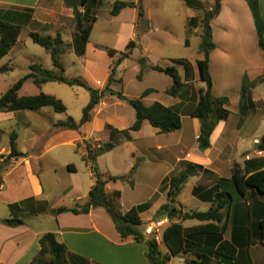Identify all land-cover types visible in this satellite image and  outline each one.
Masks as SVG:
<instances>
[{"label": "crops", "instance_id": "1", "mask_svg": "<svg viewBox=\"0 0 264 264\" xmlns=\"http://www.w3.org/2000/svg\"><path fill=\"white\" fill-rule=\"evenodd\" d=\"M103 1L99 0L101 4ZM108 1L114 6L118 1L139 3L140 0ZM149 1H142V17L138 8L131 7L125 8L117 16H112L111 10L110 15L121 25H128L133 32V38H135L134 33L138 37L153 27L152 14L150 8H148ZM259 2L262 16L264 17V0H259ZM183 3L186 6V0H183ZM99 8L94 13L96 21L92 24V30L98 20ZM5 10H33L32 20L27 25L32 28V32H37L35 29H41L45 32L54 31L56 36L61 34L63 30L68 29L76 36L77 48L81 47L80 35L75 27V3L73 4V2L67 4L66 0H0V11ZM78 11L80 14H84L85 7L78 6ZM188 22L189 19L186 22L187 31ZM165 23L169 24L168 20H165ZM211 26L216 46L210 54V73L213 81L212 93L214 97H226L230 100L228 108L231 111V115L228 120L221 121L213 132L211 149L207 152L200 151L198 137L201 132V123L198 119L189 115L198 104L199 95L195 94L194 89L192 91L189 89L191 76L184 69L185 74L180 73L184 85L177 90H172L173 87L168 89L166 94L169 99L160 102L167 107H175L180 111L182 128L170 133L171 136L169 138L173 140L171 145L157 149L164 151L166 155H170L175 159L174 167L176 170L173 171L177 173L173 176H177L182 172L187 164L203 167L201 173L188 180L184 190L189 188L188 193L191 195L189 202L196 209L203 208L208 210L212 207V203L196 196L194 190H199V194L203 195L215 187L220 179H230L234 164H239L248 175L264 169V152L261 151L260 153L256 148L257 141H260L264 135V83L261 81L264 76V51L259 47L254 18L248 4L244 0H224L220 14L212 21ZM196 32L199 36L201 35L200 30ZM19 41L20 38L8 56L16 49ZM131 41L134 40L131 39L129 42ZM186 41H189L190 46V40L187 38ZM89 45L90 40L85 44L82 54L77 56L83 60L85 59L86 65ZM111 58L114 61L117 60L116 57ZM181 59L186 60L184 58L175 60ZM199 60L201 59L197 61ZM113 65L109 69V76ZM244 87L247 88V98L245 99L242 97V89ZM155 102L158 101H152L149 105L145 102V104L151 106ZM11 114L17 116L18 113ZM97 124L101 125V122H97ZM27 125H30V122ZM188 135L193 137L191 146L188 143ZM78 138H74V142ZM248 145H250V148H248ZM19 150L25 156L12 159L8 166L9 168H6L2 173L0 202L6 204L11 212L13 211V216L20 217L22 214L28 213V217L31 220L23 219L24 225L14 228L0 223V230H2V233H0V264H30L40 251V238L49 232L56 234L57 240L64 244L70 253L84 257L90 264H109L108 261L97 259L90 254L95 248L98 251H105L108 257H117V264H150L147 257V243H138L133 237L123 239L117 231L112 218L103 208L94 209L87 215H75L73 213H64L57 217L52 215L57 227L55 230L48 232L40 228V226L31 225L32 222L40 217L41 211H43L41 210L42 206L47 202L42 177L34 168L37 167L35 163L45 153L38 157H31L27 156L28 152L26 153L20 148ZM10 153L11 140L7 147H0V164L3 162L1 157L4 155L8 156ZM69 165L75 167V172H71L68 169ZM61 169L63 172L68 173L77 172L76 166L72 163L62 165ZM56 174H58V171H56ZM171 174L172 172H168L162 177L160 183L161 191L164 187V181L172 177ZM110 183L116 184L117 182ZM110 183L107 185L108 190H116L114 186H110ZM93 185L94 182L92 183ZM67 192L65 191V193ZM183 192L178 198V209L183 212H202L189 209L186 206V202H182L181 196ZM163 195L165 197L164 202L156 209V212H153L156 215L160 208L168 202L167 192L163 191ZM29 199H31V202L26 205H22L20 208L13 207V205H20ZM123 211L126 212L128 210ZM150 212L148 211L141 215L144 225L152 219L148 218ZM224 214V223L218 226L220 228L224 227V239L234 242L238 248V264H249L247 253L251 264H264V243L260 241L258 230L259 224L264 221V196L252 190L243 199L235 195L234 204L230 205L224 211ZM190 221L196 220H179L185 228L202 227L210 224L199 221H197L198 224H190ZM170 224L171 222L169 221L167 226ZM109 248H112L111 253L108 250ZM163 251L166 253L167 249L165 248ZM187 259L184 258V264H187ZM173 261L174 258L169 264H173Z\"/></svg>", "mask_w": 264, "mask_h": 264}, {"label": "rangeland", "instance_id": "2", "mask_svg": "<svg viewBox=\"0 0 264 264\" xmlns=\"http://www.w3.org/2000/svg\"><path fill=\"white\" fill-rule=\"evenodd\" d=\"M212 3L213 0H205V10H210ZM112 8L113 4L108 0H104L100 5L98 20L94 24L88 46L87 65L85 59L77 57L85 48L81 37L79 38L81 47L77 48L74 33L72 34L68 29L61 32L67 45L66 54L61 57V63L65 69L64 76L81 79L94 89L104 90L109 77V69L117 62L110 57L108 49L124 52L128 42L132 39L137 43V47L130 58L118 67L115 82L111 86L112 91L121 92L124 98L136 99L140 98L145 90L154 89L156 92L144 100L146 104L149 105L152 101H165L169 99L166 91L174 87L173 79L169 75L151 69L143 70L140 61L146 58L149 66L163 68L175 66L180 73L185 74V68L173 62L175 59L184 58L190 69L191 86L189 89L191 91L194 89L195 94L199 95L198 88L201 83L198 78L197 60L203 59V55L200 52L202 39L196 31L202 32V30L201 28H190L189 22L194 15L199 19L203 18L204 12L188 9L183 0H150L148 8L152 14L153 27L138 37L134 33L135 38H133L130 27L121 25L110 15ZM165 20H168L169 24H166ZM35 30L41 35L55 37L54 31ZM32 31V28L25 26L16 49L0 62V66L9 64L13 67V70L8 73H0V97L19 79L31 72V65H40L44 69L57 72L51 55L30 38L29 34ZM187 38L190 40L189 47L185 46ZM119 57L120 55H117L116 59ZM42 93L62 100L67 107V112L55 113L50 107L39 111H23L17 116L0 112V143L1 146L7 147L11 134L16 132L19 137L17 144L21 150L28 152L27 156L38 157L45 153L35 163L37 167L34 168L42 177L47 202L42 206L43 211L40 217L31 225L40 226L48 232L57 227L51 210L62 207L72 208L87 202L95 179L90 164L84 160L82 154L86 146L91 145L97 148L98 145L108 143L110 134L107 126L111 125L119 130H125L136 121V112L126 100L107 91L94 110L91 123L83 126L80 131L64 130L56 127V124L66 122L69 118L79 123L91 99L89 91L79 86L70 87L60 81L38 87L32 80H28L20 91V96H36ZM28 122L30 125H27ZM97 122H101V125ZM170 136V133H160L159 130L145 122L140 132L132 133L130 141L121 139L113 151L102 155L97 160V165L106 179L111 178L110 176L129 175L131 170L137 167L133 177L116 184L110 183V186H114L122 193L123 210H130L135 206L151 202L149 210L151 212L148 218L152 219L149 222L155 223L160 220V217L153 212H156L165 200L163 191L160 190L162 177L168 172H172L171 176L177 173L173 171L176 170L175 159L166 155L164 151L157 150L173 143ZM76 137L79 138L74 142ZM188 143L189 146L193 144L192 135H188ZM3 157L7 156L4 155L1 158ZM69 163L76 166V173L63 172L62 165ZM188 189H185L181 196L182 202H186L189 209L206 212L208 209H196L189 202L191 195ZM65 191L71 192L67 194L68 192L65 193ZM12 212L6 204L0 202V220L16 216H13ZM17 217L27 221L31 220L28 213ZM191 223L198 224L197 221H190ZM159 244L161 249L165 250L162 242ZM108 250L111 253L112 248ZM90 254L97 259L108 261L109 264L118 263L117 257H108L105 251H98L96 248ZM184 258L182 256L174 258L173 264H184Z\"/></svg>", "mask_w": 264, "mask_h": 264}, {"label": "trees", "instance_id": "3", "mask_svg": "<svg viewBox=\"0 0 264 264\" xmlns=\"http://www.w3.org/2000/svg\"><path fill=\"white\" fill-rule=\"evenodd\" d=\"M142 1L139 3L132 2H116L111 11L112 16H117L125 8H138L140 16H143ZM224 0H213L210 10H205L203 0H186V6L195 11H203V18L193 17L190 19L189 27L192 29L201 28V49L200 52L204 58L197 61L199 72L200 86L199 102L189 113L192 118L198 119L201 123V132L198 137L199 149L207 152L211 149V137L216 127L221 121H226L231 115L228 106L230 100L226 97L217 98L213 96V81L210 73V54L216 48L213 40V30L211 23L220 14L222 2ZM254 18L259 47L264 51V17L262 16L259 0H244ZM75 3V27L84 44L88 43L92 33V24L96 21L95 10L99 8L101 2L99 0H82L72 1L66 0L69 4ZM78 6L85 7V13L80 14ZM33 17V10L17 11L5 10L0 11V62L6 58L11 50L16 46L22 29L27 26ZM33 42L46 50L51 55L53 65L57 70L44 69L40 65H31V72L19 79L5 94L0 97V112L2 113H19L23 111H39L43 108L50 107L55 113H66L67 107L62 100L55 96L47 94H39L36 96H20L24 84L28 80H32L34 84L41 87L44 84L52 82H62L70 87L79 86L87 89L91 99L89 104L83 111V117L79 123L73 118H69L66 122H59L56 127L64 130L80 131L83 126L92 122V114L101 100L105 97L107 91L112 95L126 100V102L135 110L136 121L128 129L119 130L111 125L107 126L110 134V141L97 148L87 145L83 154L84 160L90 164L94 185L88 194L87 202L83 205H76L72 208L62 207L53 209L51 214L59 216L64 213H73L75 215H87L92 210L103 208L112 218L114 225L123 239L133 237L136 242H146L148 245V254L150 264H169L173 258L178 256H188L187 264H238L239 251L234 242L225 240L224 227L218 225L224 223V211L235 202V195L241 199L246 197L249 191H255L264 196V169L248 175L239 164L232 167V177L230 179H220L215 187L200 195L199 190H194V194L204 201L212 203V207L206 212H183L178 209V198L182 194L188 180L203 171V167L199 165L187 164L185 169L177 176H172L164 181L162 191L167 192L168 202L164 204L159 212L158 217L168 219L171 224L166 227L162 235V244L167 249L165 253L160 244L147 237L144 233V222L141 215L148 212L151 208V202L124 212L121 206L122 193L119 190L109 191L107 185L110 182H118L133 177L137 167H134L129 175L114 176L105 178L100 171L97 160L104 154L113 151L120 143L121 139L130 141L132 133L140 132L145 122L158 129L161 133H172L182 128V116L180 111L175 107H167L160 102H155L151 106H147L144 98L154 93V89H147L140 98L127 99L121 92H114L111 86L115 82V74L118 67L130 58L133 50L137 47L134 41L128 43L124 52H118L114 49H108L111 57L120 55L117 62L111 68L110 76L106 88L102 91L92 88L87 82L78 78H67L64 76V66L61 63V57L66 54L67 45L61 34L53 36H44L38 32L29 34ZM189 46V41H186ZM177 65H182L186 73H189V66L186 60H174ZM142 69H151L160 73L169 75L174 82L172 90L181 88L183 79L179 70L175 66L163 68L160 66H149L147 59L140 61ZM13 70L9 64L0 67V73H8ZM62 78V80H60ZM264 83V76L261 79ZM242 97L247 98V88L242 89ZM18 134H11V153L7 157H3L0 164V184L2 182V173L10 165L12 159L24 157L17 144ZM258 151L264 152V135L256 145ZM68 169L75 172V167L69 165ZM31 202V199L24 201L20 205L13 207L20 208ZM181 221L196 220L199 222L210 223L207 226L185 228ZM0 223L8 227H18L24 225V220L18 217L0 220ZM260 241L264 243V221L259 226ZM40 251L30 264H90L87 259L82 256L70 253L67 247L57 240L56 234L46 233L40 240ZM249 264H251L247 253Z\"/></svg>", "mask_w": 264, "mask_h": 264}, {"label": "built area", "instance_id": "4", "mask_svg": "<svg viewBox=\"0 0 264 264\" xmlns=\"http://www.w3.org/2000/svg\"><path fill=\"white\" fill-rule=\"evenodd\" d=\"M259 141H257V144ZM261 153V151H260ZM169 224V220L166 218L160 219L157 222H149L144 225V233L147 237H151L158 243L162 240V235L164 230L166 229L167 225Z\"/></svg>", "mask_w": 264, "mask_h": 264}, {"label": "water", "instance_id": "5", "mask_svg": "<svg viewBox=\"0 0 264 264\" xmlns=\"http://www.w3.org/2000/svg\"><path fill=\"white\" fill-rule=\"evenodd\" d=\"M60 80H62V78H60Z\"/></svg>", "mask_w": 264, "mask_h": 264}]
</instances>
